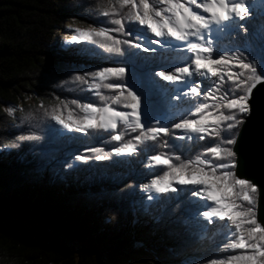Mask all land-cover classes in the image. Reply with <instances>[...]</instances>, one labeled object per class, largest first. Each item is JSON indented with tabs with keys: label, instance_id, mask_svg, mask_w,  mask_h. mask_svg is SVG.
Here are the masks:
<instances>
[{
	"label": "snow or ice",
	"instance_id": "snow-or-ice-1",
	"mask_svg": "<svg viewBox=\"0 0 264 264\" xmlns=\"http://www.w3.org/2000/svg\"><path fill=\"white\" fill-rule=\"evenodd\" d=\"M97 9L102 20L68 25L72 34L64 40L97 45L109 60L121 58L68 77L85 85L98 102L57 98L34 107L64 130L51 126L50 135L107 134L116 144L109 151L84 148L62 167L133 156L141 146L149 150L146 142L172 136L171 130L183 133L177 139L206 141L189 158L155 151L148 159L160 174L139 187L156 194L147 195L148 202L159 194L181 200L190 212L184 221L193 228L190 235L219 234V251L185 264H264L257 183L243 171L234 147L253 111V89L264 83V0L255 5L249 0H97ZM178 46L187 53L182 59L169 55ZM17 109L25 118L32 116L20 105L4 111L11 116ZM129 132L136 134L129 137ZM40 139L29 131L3 147Z\"/></svg>",
	"mask_w": 264,
	"mask_h": 264
},
{
	"label": "trees",
	"instance_id": "trees-1",
	"mask_svg": "<svg viewBox=\"0 0 264 264\" xmlns=\"http://www.w3.org/2000/svg\"><path fill=\"white\" fill-rule=\"evenodd\" d=\"M70 1L0 0V96H14L12 83L34 86L35 74L45 66L38 55L40 45L59 25L60 16L67 15ZM6 142L0 135V146ZM18 152L0 151V264H171L182 256L204 254L201 238L190 235L192 226L182 230L168 222L156 233L155 228L137 231L124 218L108 227L96 225L93 217L99 209L85 196L84 168L61 170L59 185L29 174L30 164H15ZM155 204H139L140 221L149 218L151 226L154 217L158 221ZM36 211L33 220L25 219ZM63 238L79 247L68 246ZM146 238H151L146 247L134 246Z\"/></svg>",
	"mask_w": 264,
	"mask_h": 264
},
{
	"label": "rangeland",
	"instance_id": "rangeland-1",
	"mask_svg": "<svg viewBox=\"0 0 264 264\" xmlns=\"http://www.w3.org/2000/svg\"><path fill=\"white\" fill-rule=\"evenodd\" d=\"M102 19L103 17L98 15L97 0H72L69 2L67 15L60 16L59 25L51 33L50 37L40 45L38 55L46 67L44 66L43 71L35 74L34 86L19 87L12 83L10 87H15L14 90L12 89L14 96H0V135L3 139L8 140L5 144L16 142V136L28 135L29 131H36L41 136V139L39 141H20L18 142L20 144L19 148L5 149L3 147L5 144H3L0 146V151H19L14 163L24 166L30 164L29 174L34 177L39 176L41 180H46L47 182L54 180L56 183L61 184V170L73 172L78 168H84L86 170L84 171L85 178L82 181L85 180L87 182V184L83 185L85 188L84 192L87 201L99 209L97 215L93 217L94 223L98 226L108 227L116 223L118 219L124 218L123 220L128 222L129 226L133 227L134 224L137 231L155 228L157 230L155 231L156 233L162 232V226L168 222L179 228L181 227L182 230H188L191 225L186 224L184 221L190 216V212L186 210V206L181 200L170 199L169 194L157 196L158 200L156 199L155 205H159H157V211L160 218L158 221H156L157 216L152 219L155 223L154 225H150L149 218L144 220V222L140 221L138 217L141 213L139 204L146 208L147 203H150L146 200L148 193L143 192L139 185L147 182L152 175L160 174V169L150 167L148 159L155 151L182 154V158H189L195 155L197 151H202L200 146L205 145L206 141L180 140L177 139V130H171L174 133L172 136H164L162 140L158 139L155 142H146L149 150H145L141 146V150L133 156H113L110 161L93 160L87 164L76 162L78 167L65 169L62 167L61 162H71L72 158L82 152L84 148L104 147L105 151H109L110 147L114 146L116 142L110 141L107 134L90 133L84 135L74 133L64 136L50 135L49 128L51 126H55L61 132H64V130L60 129L59 125H56L54 121L45 116L42 110L37 111L34 107L40 102L45 105L56 103L57 98L69 103L73 99H80L82 102L97 101V98L87 90L85 85L73 83L68 77L73 71H90L97 66H104L110 62L119 63L121 58L111 56L109 60L107 57L110 54L103 53V50L94 44H71L67 46L64 37L72 34V29L68 27L70 24L85 27L96 20ZM105 26L110 27L111 25L105 24ZM103 91L104 94H109L107 90ZM16 105H20L25 113L32 111V116L25 118L19 109L11 116L4 111L5 108L9 106L15 107ZM172 122H175V120H172ZM129 133H127L129 137L136 134ZM2 159L4 161L5 157ZM178 187L184 189L189 188L190 185H179ZM60 193L64 195L66 192L61 190ZM152 202L155 203V200ZM200 210L202 211L203 209L201 208ZM38 212H29L25 219L33 220V218L37 217ZM30 223L28 221L27 224ZM155 232L152 233L154 235L152 238L157 242L159 239H157ZM197 235L201 238V243L205 244L204 247H199L200 251L204 253H202L203 255L219 251V248L216 247L220 238L218 233L207 231ZM63 239L68 246L75 249L79 247V244L73 240ZM149 239L151 238L144 239V243L137 240L134 242V246L146 247V244L150 241ZM85 242L86 240L83 243ZM198 253L182 256L171 264H185L186 261H190L196 256H202ZM166 254L164 253L163 256L167 258Z\"/></svg>",
	"mask_w": 264,
	"mask_h": 264
},
{
	"label": "water",
	"instance_id": "water-1",
	"mask_svg": "<svg viewBox=\"0 0 264 264\" xmlns=\"http://www.w3.org/2000/svg\"><path fill=\"white\" fill-rule=\"evenodd\" d=\"M253 111L237 132L234 146L243 171L257 183L256 211L264 217V83L253 89Z\"/></svg>",
	"mask_w": 264,
	"mask_h": 264
},
{
	"label": "bare ground",
	"instance_id": "bare-ground-1",
	"mask_svg": "<svg viewBox=\"0 0 264 264\" xmlns=\"http://www.w3.org/2000/svg\"><path fill=\"white\" fill-rule=\"evenodd\" d=\"M249 3L250 4H258L259 3V0H249ZM149 35H151L150 33H149ZM158 47V46H157ZM169 55L170 56H172V57H178V58H183V57H185L186 55H187V53H184V52H181L180 50H179V46L176 48V49H174L171 53H169ZM155 70V69H154ZM165 70H167V69H165ZM183 91V90H182ZM176 93H173V95H175ZM170 119H171V121L173 120H175V118H171L170 117ZM177 134H178V136H180V135H183V133H181V131L180 130H177ZM130 134V133H129ZM132 134V133H131ZM181 140V139H180ZM184 140H188V139H184ZM189 141H191V140H189ZM193 141V140H192ZM150 157V156H149ZM148 157V158H149ZM149 163H150V161H149ZM151 167V166H150ZM152 168H156V167H152ZM148 195H156V194H154V193H148ZM160 195V194H159ZM158 200V199H157ZM157 200H155V203H156V201ZM150 204H154L153 202H149ZM150 204H148L147 203V205H146V207L148 206V205H150ZM148 209V208H147ZM211 227V226H210ZM209 227V228H210Z\"/></svg>",
	"mask_w": 264,
	"mask_h": 264
},
{
	"label": "built area",
	"instance_id": "built-area-1",
	"mask_svg": "<svg viewBox=\"0 0 264 264\" xmlns=\"http://www.w3.org/2000/svg\"><path fill=\"white\" fill-rule=\"evenodd\" d=\"M169 126V125H168ZM191 187V186H190Z\"/></svg>",
	"mask_w": 264,
	"mask_h": 264
}]
</instances>
